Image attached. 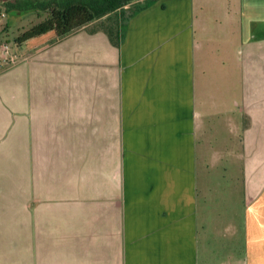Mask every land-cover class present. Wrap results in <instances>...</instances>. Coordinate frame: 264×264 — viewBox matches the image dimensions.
Masks as SVG:
<instances>
[{
	"label": "crops",
	"instance_id": "crops-1",
	"mask_svg": "<svg viewBox=\"0 0 264 264\" xmlns=\"http://www.w3.org/2000/svg\"><path fill=\"white\" fill-rule=\"evenodd\" d=\"M92 22L0 69V264H210L218 108L221 264H264V0H147L118 44Z\"/></svg>",
	"mask_w": 264,
	"mask_h": 264
},
{
	"label": "rangeland",
	"instance_id": "rangeland-1",
	"mask_svg": "<svg viewBox=\"0 0 264 264\" xmlns=\"http://www.w3.org/2000/svg\"><path fill=\"white\" fill-rule=\"evenodd\" d=\"M26 0H0V69H3L13 63V53L17 55L20 53H26L32 50L42 42L47 41L57 35L58 31H64L71 26H75L77 23L83 22L87 19L85 13H76L77 9H68L60 14L57 26L55 22L46 23L43 26H37V23L42 22L49 18L55 11L56 6L49 7L46 10L30 11L26 10L23 6ZM37 4H41L44 0H32ZM147 0H131L130 3L124 5V15L130 13L131 7L142 6ZM15 5L13 9L8 7V4ZM11 13H8V10ZM122 9L116 10L119 18L122 19ZM56 25V26H55ZM22 32V33H21ZM21 33V34H20ZM20 34V35H19ZM19 35V37H18ZM219 91V90H218ZM218 95L220 92H216ZM221 108L214 110L212 125V140L210 146L212 147L213 154L205 158L202 163L201 172L199 175L201 178H205L207 181L203 183V187L206 190H202L201 198H204L205 194H208L209 203L213 205L211 210H208V215L212 214L214 221L213 235V248L208 263L210 264H221L228 255L227 249L224 245V233L219 223L225 221V204H226V193L227 191H233L232 183L240 176L239 172H233L231 170V164L233 166H239L241 163L238 152L241 148L238 140V131L232 133L223 129L222 124L216 119V115ZM229 149V154L226 153L223 156V150ZM232 150L236 153L232 156ZM238 155V156H237ZM232 161V162H231ZM233 178V179H232ZM8 194V193H7ZM232 198V197H231ZM235 257L241 254H234Z\"/></svg>",
	"mask_w": 264,
	"mask_h": 264
},
{
	"label": "trees",
	"instance_id": "trees-1",
	"mask_svg": "<svg viewBox=\"0 0 264 264\" xmlns=\"http://www.w3.org/2000/svg\"><path fill=\"white\" fill-rule=\"evenodd\" d=\"M130 2L131 0H44L43 3L37 4L32 0H26L23 6L26 8V10H28V12L35 11V9L46 10L52 6L57 7V11L52 13V15L49 16L48 19L36 24L38 27H41L49 22H55V24L57 25V23L61 21L59 19V16L63 13V11L68 9H77L76 11L79 12L76 13H85L87 15V19L83 22L77 23L76 25L93 21L87 26V29L89 31L103 30L107 33L110 40L114 44H118L120 21L125 19L130 13L141 7L133 6L130 8V13L124 15V5H127ZM8 3L9 2H7L6 4ZM11 4L12 3L8 4L7 8L11 7L13 9L14 7H16V4ZM118 8L122 9V19L119 18L116 12ZM12 9L8 10V13H11ZM70 28L64 31H58L57 33H64Z\"/></svg>",
	"mask_w": 264,
	"mask_h": 264
}]
</instances>
